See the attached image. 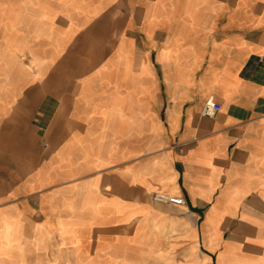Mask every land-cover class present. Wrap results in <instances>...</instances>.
<instances>
[{
	"label": "crops",
	"instance_id": "1",
	"mask_svg": "<svg viewBox=\"0 0 264 264\" xmlns=\"http://www.w3.org/2000/svg\"><path fill=\"white\" fill-rule=\"evenodd\" d=\"M0 264H264V0H0Z\"/></svg>",
	"mask_w": 264,
	"mask_h": 264
},
{
	"label": "built area",
	"instance_id": "2",
	"mask_svg": "<svg viewBox=\"0 0 264 264\" xmlns=\"http://www.w3.org/2000/svg\"><path fill=\"white\" fill-rule=\"evenodd\" d=\"M220 109V104L211 99H208L204 102L201 115L213 117L217 111ZM154 198L159 201L170 202L174 204H184L185 200L182 196L168 195L164 193H156Z\"/></svg>",
	"mask_w": 264,
	"mask_h": 264
}]
</instances>
